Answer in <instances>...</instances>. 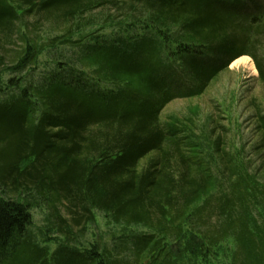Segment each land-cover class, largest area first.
Wrapping results in <instances>:
<instances>
[{
  "label": "trees",
  "instance_id": "1",
  "mask_svg": "<svg viewBox=\"0 0 264 264\" xmlns=\"http://www.w3.org/2000/svg\"><path fill=\"white\" fill-rule=\"evenodd\" d=\"M13 34L20 47L0 51V264H227L233 244L264 264V113L254 171L223 132L197 128L199 108L161 117L241 56L264 85V0H0V49ZM42 205L55 217L38 240ZM94 211L110 238L79 245L72 225L97 227Z\"/></svg>",
  "mask_w": 264,
  "mask_h": 264
},
{
  "label": "rangeland",
  "instance_id": "2",
  "mask_svg": "<svg viewBox=\"0 0 264 264\" xmlns=\"http://www.w3.org/2000/svg\"><path fill=\"white\" fill-rule=\"evenodd\" d=\"M30 21L32 19L30 18ZM16 32V31H15ZM2 49L1 53L8 54L15 51L20 47V41L16 37V34L7 41L4 39L1 41ZM264 54V53H263ZM7 59V58H6ZM8 60V59H7ZM256 68L255 61L250 56H241L234 60L229 69L222 72L219 78L210 86L209 90L201 97L194 99H178L172 101L167 105L162 112V119L166 120L170 115H178L181 118L190 116L191 109L195 107L199 108L196 117L194 116L197 128L210 129L214 127L215 132H223L225 134V141L227 150L233 152L234 154L242 149L244 160L250 161L252 170H256L263 157L260 149L255 150L254 146L258 144L259 134L256 131V123H258L257 111L258 107L262 113H264V85H262L261 80L258 78V71L255 72L253 68ZM257 69V68H256ZM252 101L253 104H252ZM211 120V125L208 121ZM258 180L264 181V175L262 176V171H259ZM12 194V193H11ZM10 194V195H11ZM9 196V195H7ZM257 200L262 202L264 196L256 193ZM68 205L66 202L59 203V211L57 212L62 217L71 220L74 215L69 212L66 208ZM258 210L262 211L261 205H257ZM78 211L81 215L79 209L73 208ZM33 215L32 232L38 240H41L42 230H46L48 222L46 217H55L56 212H49V209L45 205L41 207L31 208ZM259 212L256 209V213ZM263 215L258 214V224L264 231V210ZM96 217H98L99 224L97 227H88L87 231L81 232L80 226L72 225L73 234L78 237V241H75L79 245L88 243V241H93L97 235H104L106 239H109L108 227L103 219V215L97 211H94ZM56 220V218H52ZM56 222V221H55ZM71 222V221H70ZM84 222V221H83ZM82 222V225H83ZM72 223V222H71ZM85 223V222H84ZM264 235V233H262ZM50 236L56 238L52 240L50 246L52 249L56 247V241L60 237V233L52 232ZM264 238V237H263ZM37 240V241H38ZM236 251V260H233L235 264H246L242 250L238 247H234V244L225 252V256L222 259L227 262V264H232V253L231 251ZM254 261V259H253Z\"/></svg>",
  "mask_w": 264,
  "mask_h": 264
},
{
  "label": "bare ground",
  "instance_id": "3",
  "mask_svg": "<svg viewBox=\"0 0 264 264\" xmlns=\"http://www.w3.org/2000/svg\"><path fill=\"white\" fill-rule=\"evenodd\" d=\"M253 69H254L255 72H257V69L255 67Z\"/></svg>",
  "mask_w": 264,
  "mask_h": 264
}]
</instances>
